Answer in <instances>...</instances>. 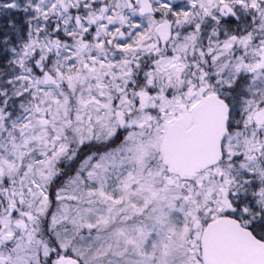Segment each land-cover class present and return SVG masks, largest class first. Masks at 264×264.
Here are the masks:
<instances>
[{"label":"snow or ice","instance_id":"snow-or-ice-1","mask_svg":"<svg viewBox=\"0 0 264 264\" xmlns=\"http://www.w3.org/2000/svg\"><path fill=\"white\" fill-rule=\"evenodd\" d=\"M0 264H264V0H0Z\"/></svg>","mask_w":264,"mask_h":264}]
</instances>
